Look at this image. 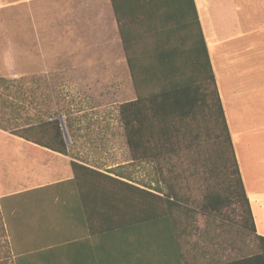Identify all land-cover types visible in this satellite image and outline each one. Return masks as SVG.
<instances>
[{
    "label": "trees",
    "instance_id": "trees-1",
    "mask_svg": "<svg viewBox=\"0 0 264 264\" xmlns=\"http://www.w3.org/2000/svg\"><path fill=\"white\" fill-rule=\"evenodd\" d=\"M110 2L135 93L118 105L130 159L105 171L71 161L77 189L86 181H152L103 189L111 228L158 220L181 264L264 260L194 0ZM12 133L67 153L57 118ZM133 165H148V178H135Z\"/></svg>",
    "mask_w": 264,
    "mask_h": 264
},
{
    "label": "crops",
    "instance_id": "crops-1",
    "mask_svg": "<svg viewBox=\"0 0 264 264\" xmlns=\"http://www.w3.org/2000/svg\"><path fill=\"white\" fill-rule=\"evenodd\" d=\"M194 2L255 232L264 237V0ZM100 119L106 128L96 136L111 138L108 116ZM82 128L86 132L72 134L76 144L67 146L66 154L0 128V221L10 264H181L168 244V228L158 220L110 226L111 199L103 189H143L152 181H86L77 189L71 161L101 171L111 167L103 157L110 149L94 146L88 139L92 127ZM14 257L19 261L13 263ZM219 264L264 260L244 257Z\"/></svg>",
    "mask_w": 264,
    "mask_h": 264
},
{
    "label": "rangeland",
    "instance_id": "rangeland-1",
    "mask_svg": "<svg viewBox=\"0 0 264 264\" xmlns=\"http://www.w3.org/2000/svg\"><path fill=\"white\" fill-rule=\"evenodd\" d=\"M124 56L109 0H0V128L57 118L70 148L72 134L92 127L88 139L110 149L106 166L127 165L118 105L135 93ZM127 168L148 178V165ZM0 264H10L1 229Z\"/></svg>",
    "mask_w": 264,
    "mask_h": 264
}]
</instances>
